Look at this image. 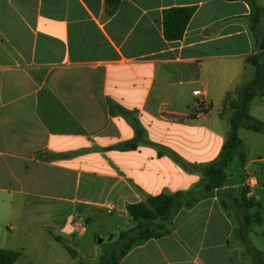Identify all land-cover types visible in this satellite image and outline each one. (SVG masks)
I'll use <instances>...</instances> for the list:
<instances>
[{
  "label": "crops",
  "instance_id": "1",
  "mask_svg": "<svg viewBox=\"0 0 264 264\" xmlns=\"http://www.w3.org/2000/svg\"><path fill=\"white\" fill-rule=\"evenodd\" d=\"M170 8L195 9L174 42L163 33ZM250 12L229 0H0V249L20 253L15 264H67L64 247L79 257L74 241L92 237L93 221L108 226L109 241L127 229L129 205L198 185L199 175L154 148L113 150L135 130L110 104L136 112L152 143L193 164L214 161L231 132L227 102L255 72ZM250 116L264 122V96L254 98ZM238 134L243 181L227 178L209 194L196 191L195 201L184 198L156 222L166 233L119 264L264 261V134ZM245 145L262 150L251 156L256 171L245 165ZM244 190L259 203L247 223L236 204ZM54 242L63 253H53ZM95 250L83 261L95 263Z\"/></svg>",
  "mask_w": 264,
  "mask_h": 264
},
{
  "label": "trees",
  "instance_id": "2",
  "mask_svg": "<svg viewBox=\"0 0 264 264\" xmlns=\"http://www.w3.org/2000/svg\"><path fill=\"white\" fill-rule=\"evenodd\" d=\"M229 1H243L250 6L249 20L257 42L258 52L250 59L255 68L253 78L247 84L237 89L236 98L229 99L227 102V107L233 111L230 120L231 132L221 153L214 161L208 164L199 165L190 163L175 151L147 140L136 112L111 103L112 112L123 116L135 130V138L133 140L123 143L113 150L128 151L135 150L138 146L151 147L156 149L160 156L169 157L182 167L184 171L199 175L201 179L198 185L190 191L147 197L144 202L129 205L127 207L129 216L127 229L111 234L109 243H104L101 246L102 254L94 264H119L134 247L150 239L162 237L166 233V228L162 224H156V222L159 220H169L184 198L193 196V200L195 201L197 199L195 195L196 191L209 194L224 186L228 178L226 168L234 160L237 152L242 147V140L238 134L239 129L245 128L264 134V122L250 116L251 103L254 98L264 96V7L258 5L256 0ZM194 12V8L166 9L163 12L162 20L164 38L170 42L181 40ZM240 157L243 161V154ZM192 203L188 202L186 205H191ZM236 204L242 220L246 223L249 221V210L253 207H259V203L247 197L246 190L243 191L240 200H236ZM256 218L259 220L258 214ZM20 256L21 254L16 251L0 249V264H15ZM256 264H264L263 259H258Z\"/></svg>",
  "mask_w": 264,
  "mask_h": 264
},
{
  "label": "rangeland",
  "instance_id": "3",
  "mask_svg": "<svg viewBox=\"0 0 264 264\" xmlns=\"http://www.w3.org/2000/svg\"><path fill=\"white\" fill-rule=\"evenodd\" d=\"M254 113L256 114L257 112L254 110ZM246 142H248V141L246 140ZM246 147H247V145H245V149L244 150H246ZM246 151H248V156H246L247 158L244 161L245 162V165H246L248 171H250V172L256 171V168L257 167H256L255 164H252L251 163V160H252V157L251 156L252 155H255L256 153L261 152L262 150L260 148L253 147V150L252 151H250L249 149L246 150ZM226 172L228 174V182L230 184H237V183H241L243 181L242 180V165H241V160L238 158V156H236V158L234 159V161H232V163L228 166V168L226 169ZM81 189L83 190V186H82ZM16 190L18 192L19 188L17 187ZM73 190H74V181L71 178V180H67L66 181L65 192L66 193H69L70 191L72 192ZM15 197H17L16 198V201H17L16 202V206H18L19 203H20V201H21V198L22 197L20 195H17ZM97 221L98 220L93 221L92 224H91V226H90L89 235H91L92 237L88 238L89 237L88 236L87 238H82L80 240H75L74 241L75 244L81 243V245H80V248L81 249L80 250H81V253L82 254L78 257V259H76L77 261H73L71 258H69L70 256L68 255V253L66 252L65 247H64L65 253H67L66 256H68L67 259L65 258V263H67V264H80V263L94 264L93 262L83 261V260H85L83 253H86L87 252V253H91L89 255H95V253H96V250L95 249L96 248H100V251L102 252V250H101L102 247L101 246L104 243L105 244H108L109 243V241H108V236L109 235L106 232V230L108 229V226L101 225V223L103 221L102 222L100 221L99 223H97ZM84 226H86V225L84 224ZM257 229L259 231L260 228L257 226ZM123 230H126V228L124 227ZM5 233H7V230L1 229L0 230V237L3 234H5ZM91 238H93V239L95 238L96 239L95 243H92ZM100 241H102V242L100 243ZM54 244L55 245H54L53 253H55V251L56 252L59 251L60 253H63L62 246H60L56 242H54ZM1 245H2V243H0V246ZM98 260H96V262ZM51 263H53V260L52 259L50 260V264Z\"/></svg>",
  "mask_w": 264,
  "mask_h": 264
},
{
  "label": "water",
  "instance_id": "4",
  "mask_svg": "<svg viewBox=\"0 0 264 264\" xmlns=\"http://www.w3.org/2000/svg\"><path fill=\"white\" fill-rule=\"evenodd\" d=\"M102 241H100V243H101ZM65 250H66V252L68 253V255L70 256V258L72 259V260H76L77 259V257H78V253L74 250V249H72L71 247H69L68 245L67 246H65Z\"/></svg>",
  "mask_w": 264,
  "mask_h": 264
},
{
  "label": "built area",
  "instance_id": "5",
  "mask_svg": "<svg viewBox=\"0 0 264 264\" xmlns=\"http://www.w3.org/2000/svg\"><path fill=\"white\" fill-rule=\"evenodd\" d=\"M206 112H207V109H206V108H205V109L202 108V109L200 110V113H199V114H200V115H204V114H206Z\"/></svg>",
  "mask_w": 264,
  "mask_h": 264
}]
</instances>
